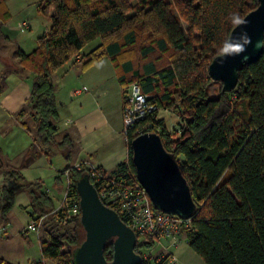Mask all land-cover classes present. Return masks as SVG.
I'll use <instances>...</instances> for the list:
<instances>
[{
    "label": "trees",
    "instance_id": "obj_1",
    "mask_svg": "<svg viewBox=\"0 0 264 264\" xmlns=\"http://www.w3.org/2000/svg\"><path fill=\"white\" fill-rule=\"evenodd\" d=\"M257 4V0H42L37 10L50 21L49 30L30 53H14L32 79L28 108L18 114L34 120L33 140L47 157L52 150L63 157L66 167L57 179L69 171L74 181L70 191L78 196L76 182L89 173L83 165L80 170L69 165L70 136L56 139L60 104L53 73L70 60L87 68L105 57L121 90L137 83L159 110L179 118L172 132L157 114L139 120L126 135L127 161L112 174L136 182L130 148L134 131L150 124V132L159 128L163 147L177 161L196 205L191 226L184 231L192 251L205 264H264V48L256 62L242 67L228 93H221L220 87L216 97L209 95L212 80L207 71L235 26L226 17L233 12L244 17ZM181 22L187 25L186 32ZM96 39L99 45L76 61ZM3 172L13 185L0 186V215L6 216L15 194L26 190L30 218L45 216V237L39 241L42 258L72 264L71 251L84 237L79 218L61 225L55 204L40 183L26 182L13 170ZM152 246L135 245L134 250L141 255L142 248ZM104 256L111 260L112 245ZM0 264L12 263L0 258Z\"/></svg>",
    "mask_w": 264,
    "mask_h": 264
},
{
    "label": "crops",
    "instance_id": "obj_2",
    "mask_svg": "<svg viewBox=\"0 0 264 264\" xmlns=\"http://www.w3.org/2000/svg\"><path fill=\"white\" fill-rule=\"evenodd\" d=\"M41 1L0 0V186L13 185L4 177L6 168L19 172L26 182L40 183L54 200L43 179L47 174L52 175L48 173L54 168L51 160L58 157L57 168H54L55 188L58 189L56 206L62 195L61 178L57 177L66 163L54 150L50 157L45 155L33 140L34 120L29 117L27 123L28 116L19 117L18 114L21 109L28 108L32 79L14 53L17 50L30 53L36 47L37 39L49 30L50 21L37 10ZM22 22L28 25L24 31L20 29ZM83 50L79 59L90 52L84 53ZM52 81L55 99L60 104L56 139L59 141L63 134H68L73 141L69 165L89 164L111 175L128 158L127 139L122 133L123 96L113 65L105 57L87 68L70 60L53 73ZM29 203L30 196L24 208L27 214ZM30 221L29 216L28 223ZM10 222L9 212L4 217L0 215V226L8 224L7 231L0 235V258L12 264L37 261L55 264L41 256L39 241L45 237L44 227L35 233V237L29 236L31 232L24 240L19 235L24 227L15 230ZM17 238L21 239L15 245L13 241ZM32 241H36L38 251ZM174 248L171 250L173 254Z\"/></svg>",
    "mask_w": 264,
    "mask_h": 264
},
{
    "label": "water",
    "instance_id": "obj_3",
    "mask_svg": "<svg viewBox=\"0 0 264 264\" xmlns=\"http://www.w3.org/2000/svg\"><path fill=\"white\" fill-rule=\"evenodd\" d=\"M257 2V7L243 17L246 25L234 26L228 36V39H239L246 33L251 40L246 51L223 58L217 55L208 64V76L221 84V93L232 91L242 67L256 62L263 53V48L257 49L256 44L264 40V0ZM130 148L136 179L153 208L191 219L196 205L189 185L177 161L163 147L161 137L155 132H144L132 139ZM76 191L84 237L71 251L72 264H142L141 256L134 250L135 232L99 199L87 175L77 180ZM109 245H112V257L107 261L104 250Z\"/></svg>",
    "mask_w": 264,
    "mask_h": 264
},
{
    "label": "built area",
    "instance_id": "obj_4",
    "mask_svg": "<svg viewBox=\"0 0 264 264\" xmlns=\"http://www.w3.org/2000/svg\"><path fill=\"white\" fill-rule=\"evenodd\" d=\"M27 27V22L20 24L21 31ZM75 59L79 60V55ZM122 96V133L126 137L128 131L134 129L139 120L148 115L155 116L159 109L151 101V96L140 91L137 83H131L123 89ZM151 126L152 124L136 129L134 135L149 132L147 129ZM159 131L160 129L156 128V133ZM82 165L78 164L74 168L80 170ZM83 166L89 173V180L95 187L99 199L108 207L113 206L120 219L135 232L136 245L141 247L149 243L153 245L149 249L142 248L140 255L142 264H177V258L171 250L179 244L182 236L186 237L184 231L191 226V220L152 208L148 195L138 181L127 182L126 179L106 174L95 166L89 164ZM63 178L66 181L65 187L54 212L57 213L61 225H68L80 217L79 198L70 191L74 185L72 174L65 171ZM44 221L45 216L31 219L21 231V235L27 237L31 232L39 233ZM7 227L8 224L0 226V235L7 231Z\"/></svg>",
    "mask_w": 264,
    "mask_h": 264
},
{
    "label": "rangeland",
    "instance_id": "obj_5",
    "mask_svg": "<svg viewBox=\"0 0 264 264\" xmlns=\"http://www.w3.org/2000/svg\"><path fill=\"white\" fill-rule=\"evenodd\" d=\"M181 26H182L184 32H186L187 31V25L184 22H181ZM193 35H197L196 32H194ZM98 43H99V39L94 40L93 42H91L89 45H87L84 48L83 52L84 53L89 52ZM220 87H221L220 83L212 81V83L209 86V95L216 97L218 95ZM156 117H157V119L164 120L165 126L170 132H172V130L175 127H177V122L179 121L178 116L174 115V113H172L171 111H169L167 109H160L157 112ZM29 120H30V118L28 116L26 119L27 123L29 122ZM34 126H35V124H34ZM51 161H52L53 167L57 168V163L59 161L58 157L53 158ZM61 162H62V160H61ZM54 168H53L52 172H48L52 175L50 177H49V174L45 175L43 182L45 183L46 187L49 188V194L54 199L53 201L55 204L57 196H58V189L55 188L56 179H55V174H54L55 173ZM60 181L62 184L61 185L62 189L60 190V195H61L62 190L65 187L66 181L64 178H61ZM28 200H29V196H28L27 192L24 190L18 191L14 196L13 205L9 211V218L11 220L10 226H12L15 230H17L20 227L25 228L28 221H29V216L26 212V209H24L25 206L28 204ZM71 228H72V226H71ZM19 235L24 240L27 239L26 237H23L21 235V232L19 233ZM35 235H36L35 233H32L29 236L31 238H33V237H35ZM18 239H21V238H17L15 241H13V242H15V245H18ZM32 243H35L36 249H37L38 246H37L36 241H32ZM67 248H68V246L65 244L64 250H66ZM38 249H37V251H38ZM174 254L177 258V264H205L203 262V260L192 251V249L189 247L187 238L184 236L181 237L179 244L177 245L176 248H174Z\"/></svg>",
    "mask_w": 264,
    "mask_h": 264
},
{
    "label": "clouds",
    "instance_id": "obj_6",
    "mask_svg": "<svg viewBox=\"0 0 264 264\" xmlns=\"http://www.w3.org/2000/svg\"><path fill=\"white\" fill-rule=\"evenodd\" d=\"M226 19L235 26L246 25V20L238 12H233L226 17ZM251 43L250 38L246 33H243L239 39L225 40L222 45L218 47L217 55L219 57H229L242 54L246 51L247 46ZM256 48H264V40L257 42ZM247 60V57L244 58Z\"/></svg>",
    "mask_w": 264,
    "mask_h": 264
}]
</instances>
